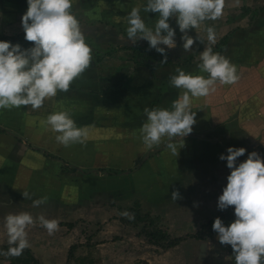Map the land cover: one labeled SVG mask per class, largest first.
Segmentation results:
<instances>
[{
    "label": "crops",
    "instance_id": "1",
    "mask_svg": "<svg viewBox=\"0 0 264 264\" xmlns=\"http://www.w3.org/2000/svg\"><path fill=\"white\" fill-rule=\"evenodd\" d=\"M144 2L73 0L72 12L92 47L90 67L68 92H58L39 110L32 111L31 106L0 110V247L7 245L4 217L27 211L34 218L44 215L59 222L53 235L39 223L28 229L29 248L35 255L45 253L50 264H64L60 259L69 257L71 247L82 246L77 241L81 234L86 237L85 232L67 226L80 222L98 227L97 240L91 245H97L101 253L107 250L111 264H120L124 254L146 258L148 254L139 250L145 248L147 239L140 231L131 234L123 229L124 223L142 228L131 222L130 208L156 216L173 237L197 233L221 213L218 197L230 170L220 154L236 146L248 150L239 161L252 151L264 157V0H225L218 19L190 31L203 40H197L190 52L183 49L182 34L172 20L177 47L167 50V63H161L162 54L151 55L155 50L147 41L132 45L125 39L124 17L133 7L143 8ZM27 8V0H0V40L33 46L34 42L25 40L21 25ZM141 15L153 23L147 18L154 20L157 14L141 11ZM208 26L215 28V44L207 40ZM206 46L235 64L239 79L232 85L217 82L215 92L193 98L197 122L184 137V146L183 137L176 138L179 155L166 150V140L147 149L139 132L146 120L144 109L171 107L180 94L169 82L178 67L208 75L198 67ZM60 110L69 111L77 126H92L84 144L65 147L56 141L57 133L46 118ZM25 190L31 199L22 195ZM175 190L182 199H172ZM44 196L46 203L34 207L32 201ZM126 210L132 215L129 222L121 215ZM71 217L74 221H69ZM44 235L49 244L42 247L39 239ZM115 237L119 239L114 241ZM191 241L196 247L197 242L207 240ZM188 242L166 253H179Z\"/></svg>",
    "mask_w": 264,
    "mask_h": 264
},
{
    "label": "clouds",
    "instance_id": "2",
    "mask_svg": "<svg viewBox=\"0 0 264 264\" xmlns=\"http://www.w3.org/2000/svg\"><path fill=\"white\" fill-rule=\"evenodd\" d=\"M28 8L21 17L25 40L34 42L24 48L21 44L0 40V110L19 109L31 106L36 111L51 101L58 92H68L72 83L80 77L92 62V47L88 43L77 16L72 12L73 0H27ZM225 0H145L143 8L133 7L124 17L127 42L136 45L147 41L149 48L163 55L161 63L168 62L167 50L177 47V30L171 25L175 20L182 34L180 40L185 51L190 52L194 43H203L198 29L208 20L218 19L224 10ZM156 13L155 19L148 16L149 23L141 15ZM209 45L215 44L217 34L214 26L206 29ZM164 45L166 47H162ZM198 65L207 76L186 72L177 68L170 77V84L180 89V94L170 108H145L146 120L139 132L143 145L151 150L166 140V150L171 155L180 154L177 137L188 136L196 124V112L192 110L193 98L207 97L216 91L217 82L232 85L238 79V69L227 57L206 46L200 52ZM46 123L60 144H84L92 126H77L69 111H52ZM245 147L230 146L226 154L219 156L227 162L230 174L226 186L218 197L219 210L234 206L235 219L230 223L216 217L212 228L222 245L233 249L235 264H264V157L257 151L248 153ZM31 199L28 191H23ZM173 200L183 197L179 190L171 193ZM47 197L32 201L34 207L46 203ZM130 216L127 211L121 213ZM39 223L53 235L59 228L57 219L44 215L34 218L30 212L8 213L2 227L7 237L8 248L0 249V255L17 257L30 247V226Z\"/></svg>",
    "mask_w": 264,
    "mask_h": 264
},
{
    "label": "rangeland",
    "instance_id": "3",
    "mask_svg": "<svg viewBox=\"0 0 264 264\" xmlns=\"http://www.w3.org/2000/svg\"><path fill=\"white\" fill-rule=\"evenodd\" d=\"M140 55L142 56V54ZM151 55L158 56L160 55V53L153 51ZM129 217H132V215L130 214V216H125L126 222H129L127 220V218ZM69 221H74V218L71 217ZM123 225H124L123 229H125V232L128 231L127 233L133 234L142 231V228H136L134 226L130 227L131 225H127V223H124ZM77 227L79 228L80 234L83 233V231L85 232L86 237H84L83 239L81 234L80 240L77 241V243H80V245L82 244V246H78V248L73 252L72 257L69 256L65 260L60 259V261L63 260L64 264H111L110 260L107 259L110 257V253L107 250H104V252L101 253L100 249L96 247L97 245L94 244L91 245V241L95 239L97 240V238H95L96 237L95 233L98 230L97 229L98 227L95 226L88 227L84 225V222L82 223L80 222V224ZM64 236L67 235H63V237ZM105 236H109V234L108 235L106 234ZM216 236L217 234L213 237V239L209 241L207 240L205 242H197L196 247L193 246L192 243L194 242L191 241L192 239H187L189 240V242L186 245H184L183 248H181V250H179V253H177L176 250L166 253L167 250L161 251L160 248L154 247L148 242H146V245H144L145 248L139 250L142 252L144 251L145 253L148 254L146 258H140V255L129 256L127 254L125 256L124 254V257L120 258V264L123 263L134 264L143 261L149 264H233V259H234V255L232 254L233 249L231 248L230 245L220 244ZM55 238L58 239L61 237L56 235ZM88 238H91L92 240H90L89 242ZM47 239L48 238L45 235L43 236L42 239H39L40 245L42 247L49 244V241H44ZM74 241H76V239ZM100 243L102 244V242ZM130 249H132V247H130ZM145 253H144V257H145ZM150 255H152L153 257ZM36 256L42 263L43 261H45L47 264L51 263L45 253L43 256H40L38 254ZM53 260L54 262H57L58 258H55ZM0 264H9V262L4 261L1 258Z\"/></svg>",
    "mask_w": 264,
    "mask_h": 264
},
{
    "label": "trees",
    "instance_id": "4",
    "mask_svg": "<svg viewBox=\"0 0 264 264\" xmlns=\"http://www.w3.org/2000/svg\"><path fill=\"white\" fill-rule=\"evenodd\" d=\"M129 212H131L134 216L132 219V223L136 226H142V231H140V235L144 236L147 239V242L154 247L160 248V250H169L181 245L187 239H196V240H211L216 235L213 231L212 225L215 219L211 220L207 224L203 225L202 228L193 234H188L186 236L181 237H173L166 231L161 228V223L158 221L156 216H152L149 213H143L141 210L137 208H130ZM217 217L222 218L225 223H230L235 219L234 216V206L230 207L227 210L221 211L217 215ZM78 223H68L67 226L70 229L77 227ZM118 237H115L114 241L118 240ZM91 238H88L90 242ZM98 244V243H97ZM78 244L73 245L71 247L69 256H73V252L78 248ZM8 248L7 245H3L0 249H4L5 251ZM159 251V250H158ZM233 254V252H232ZM9 262V264H43L35 255L32 249L26 248L22 255L17 257H7L0 255V259ZM134 264H149L145 261L134 263ZM233 264H235V257L233 259Z\"/></svg>",
    "mask_w": 264,
    "mask_h": 264
}]
</instances>
